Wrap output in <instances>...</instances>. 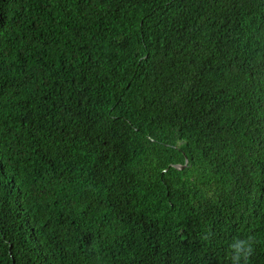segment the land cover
Returning <instances> with one entry per match:
<instances>
[{"label":"trees","instance_id":"obj_1","mask_svg":"<svg viewBox=\"0 0 264 264\" xmlns=\"http://www.w3.org/2000/svg\"><path fill=\"white\" fill-rule=\"evenodd\" d=\"M236 240L264 264V0H0V264Z\"/></svg>","mask_w":264,"mask_h":264},{"label":"clouds","instance_id":"obj_2","mask_svg":"<svg viewBox=\"0 0 264 264\" xmlns=\"http://www.w3.org/2000/svg\"><path fill=\"white\" fill-rule=\"evenodd\" d=\"M230 247L233 251L231 256L233 264H240L242 259L247 262L254 251L247 240H236Z\"/></svg>","mask_w":264,"mask_h":264},{"label":"water","instance_id":"obj_3","mask_svg":"<svg viewBox=\"0 0 264 264\" xmlns=\"http://www.w3.org/2000/svg\"><path fill=\"white\" fill-rule=\"evenodd\" d=\"M180 168H182V167H180Z\"/></svg>","mask_w":264,"mask_h":264}]
</instances>
